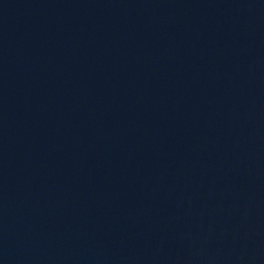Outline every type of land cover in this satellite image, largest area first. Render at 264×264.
Returning a JSON list of instances; mask_svg holds the SVG:
<instances>
[{
	"label": "water",
	"instance_id": "water-1",
	"mask_svg": "<svg viewBox=\"0 0 264 264\" xmlns=\"http://www.w3.org/2000/svg\"><path fill=\"white\" fill-rule=\"evenodd\" d=\"M0 264H264V0H0Z\"/></svg>",
	"mask_w": 264,
	"mask_h": 264
}]
</instances>
